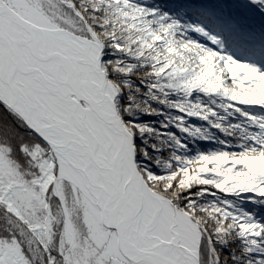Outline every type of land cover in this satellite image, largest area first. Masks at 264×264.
<instances>
[{
  "label": "snow or ice",
  "instance_id": "1",
  "mask_svg": "<svg viewBox=\"0 0 264 264\" xmlns=\"http://www.w3.org/2000/svg\"><path fill=\"white\" fill-rule=\"evenodd\" d=\"M0 264H264V0H0Z\"/></svg>",
  "mask_w": 264,
  "mask_h": 264
}]
</instances>
